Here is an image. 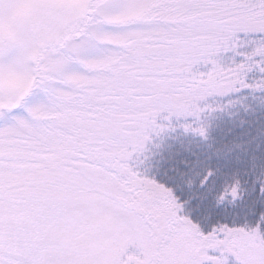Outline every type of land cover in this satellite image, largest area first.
<instances>
[{"label":"snow or ice","instance_id":"1","mask_svg":"<svg viewBox=\"0 0 264 264\" xmlns=\"http://www.w3.org/2000/svg\"><path fill=\"white\" fill-rule=\"evenodd\" d=\"M0 264H264V0H0Z\"/></svg>","mask_w":264,"mask_h":264},{"label":"trees","instance_id":"2","mask_svg":"<svg viewBox=\"0 0 264 264\" xmlns=\"http://www.w3.org/2000/svg\"><path fill=\"white\" fill-rule=\"evenodd\" d=\"M239 59V58H237ZM180 129L174 130L172 133L166 134L162 138V148L156 149L154 146L148 150L150 159H148V165L154 167L153 177L160 182H165L171 185L172 180L169 179L171 170L174 166L179 167L183 154V142L185 137L181 135Z\"/></svg>","mask_w":264,"mask_h":264},{"label":"rangeland","instance_id":"3","mask_svg":"<svg viewBox=\"0 0 264 264\" xmlns=\"http://www.w3.org/2000/svg\"><path fill=\"white\" fill-rule=\"evenodd\" d=\"M231 56H232V53H228L226 58H230ZM237 58H239V57H237ZM201 70H203V68ZM172 132H173V130H169V131H167L165 133H162L161 136H159V137H154L153 141L149 142L148 150L152 149L153 146L156 149L162 148L163 144H160V143H163L162 142V138L166 134L172 133ZM177 132L179 133L181 131H177ZM146 155H147V159H143V162L139 165V168H140L141 171H145L149 176L153 177L152 175H153L154 167H150L149 168L150 164L148 165V159H150V154H148V152H147Z\"/></svg>","mask_w":264,"mask_h":264}]
</instances>
